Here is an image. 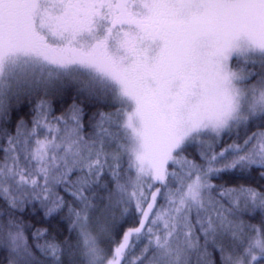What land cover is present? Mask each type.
I'll list each match as a JSON object with an SVG mask.
<instances>
[{
  "label": "snow or ice",
  "instance_id": "1",
  "mask_svg": "<svg viewBox=\"0 0 264 264\" xmlns=\"http://www.w3.org/2000/svg\"><path fill=\"white\" fill-rule=\"evenodd\" d=\"M0 264H264V0H0Z\"/></svg>",
  "mask_w": 264,
  "mask_h": 264
}]
</instances>
